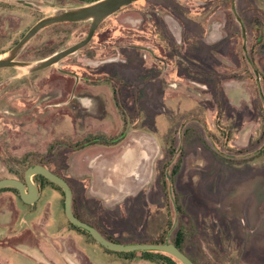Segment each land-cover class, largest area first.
<instances>
[{"label": "rangeland", "instance_id": "obj_1", "mask_svg": "<svg viewBox=\"0 0 264 264\" xmlns=\"http://www.w3.org/2000/svg\"><path fill=\"white\" fill-rule=\"evenodd\" d=\"M203 4L138 0L104 20L87 46L50 68L32 74L0 69V179H23L20 162L27 159L26 165L40 164L66 178L79 216L123 243L161 235L170 241L179 223L186 226L185 251L196 264H264V39L253 50V41L248 48L245 41L242 50V40L234 47L229 36L213 45L209 56L193 39V20L199 16L192 9ZM249 4L241 0L240 7L246 10ZM75 6L73 0H0V58L38 20ZM167 15L180 18L179 42L167 29ZM89 28L90 22L47 26L17 59L43 60L82 41ZM196 30L201 32L198 24ZM139 44L148 50L137 49ZM109 59L120 61L102 66ZM89 60L100 62V73L114 66L119 76L117 83L103 77L95 82L94 93L110 98L104 101L107 114L69 97L76 74H86L77 67L90 69ZM67 64L73 72L61 69ZM155 65L162 71L158 80L147 83L141 100L131 98L129 84L144 86L155 76ZM112 86L126 95L115 100L116 106ZM129 132L146 138L155 150L149 174L125 197L103 198L87 171L94 157L82 160L81 150L98 154L92 145L118 142ZM99 149L102 155L113 150L109 155L114 156L120 150ZM36 183L44 187L31 207L13 191L0 192V264H154L141 252L105 249L72 228L61 191L42 179ZM176 199L182 211L176 210ZM8 208L17 210L16 229L5 223ZM22 230L37 237L33 247L17 244L27 243Z\"/></svg>", "mask_w": 264, "mask_h": 264}, {"label": "flooded vegetation", "instance_id": "obj_2", "mask_svg": "<svg viewBox=\"0 0 264 264\" xmlns=\"http://www.w3.org/2000/svg\"><path fill=\"white\" fill-rule=\"evenodd\" d=\"M249 1H250L249 6L245 8L246 10H244V8L242 9L240 7L241 0H204V4L202 7L195 8V10L192 9L194 14L199 16L197 18L195 16L194 17L195 19L193 20V22L195 23L193 27L194 41L202 42L205 48L210 52L209 56H211L213 45H217L224 40L225 41L228 40L229 36L231 38V39L229 38L230 40L232 39L235 40L233 43L234 47H237V45H239L240 43L239 39H240L242 40V44L240 45L242 50L245 49V44H244L245 41L247 44V48L250 47L248 45L250 44L251 41H253L254 44L252 45H255V47L251 46L250 49L252 50L256 49L259 42H262L263 41L262 39H264V0H249ZM130 5L121 8L118 12H120L122 9L130 8ZM164 17H166L164 19L168 20V21L165 20L166 23L168 24L167 29H169L172 37L179 42L182 38V35L184 34V31H181L182 29H180L179 27L178 20H176V18H179V16L167 15ZM141 18L139 19V21L142 22L143 19ZM136 20L137 18H133V16L130 18V21H132L133 23ZM196 24L200 26L201 32L196 30ZM161 31H162L161 29H159L158 31V28H155L156 35H162ZM140 32L144 33V30L141 29ZM254 33L256 36L255 40L253 38ZM238 34H240V38L238 37ZM88 44L89 43H87L85 46H87ZM85 46L80 48L78 51L83 49ZM137 49L148 50L147 46L142 44H139ZM218 53L222 55L220 51ZM17 58L16 60H18ZM210 59L212 60L213 58L211 57ZM118 61L120 60L109 59L103 61L102 66L105 64H111V63L114 64L117 63ZM86 65L90 66L91 68L84 69L79 66L77 67L79 69L84 70L86 74H81L80 77L79 74H76L74 86L70 92L69 97L72 100L74 98H78L80 105L82 106L84 105L86 108L94 107V105L96 104L97 109L98 110L101 109L102 114H107L108 109L105 106L104 101L106 99L110 101V98L108 96H106L107 98L105 97L102 98L99 93H94V88H95L94 86H96L95 82L98 83L99 78L103 77V80L108 79L110 80L111 83H117L118 82L117 79L119 78V76L115 71L114 66H111V68L104 67L107 68L108 70L105 72L102 71V73H100L99 67L101 64L99 61L96 62L95 60L94 61L89 60L87 61ZM213 65L214 67L218 66L216 65L215 59L213 60ZM213 65L210 64V66L214 69ZM68 66L70 65L67 64L63 66V68L61 69L65 71V73L73 72L72 70L68 69ZM50 67L51 66L32 73H36L48 69ZM153 67L156 68V71L154 72L155 76H150L151 78H148V80L144 82L145 84L144 86L142 85V83L129 84L128 91L131 98L133 99L138 98L139 100H141L143 91L147 89V83H152L155 80H158L159 74L162 71L158 72L159 69L158 65H155ZM7 68H13V67H7ZM212 68L209 71H207L209 72V74L213 70ZM146 69L148 68H145V70ZM122 73H125V71H122ZM67 75L68 74H65L66 78ZM261 79H262L261 75H259L258 80L261 81ZM67 82L69 81L67 80ZM79 86H81L80 91L78 90ZM112 87H113V92L111 99L114 100L113 106L114 105L116 106L117 103L115 100L120 99V97L124 99L126 95L124 94L125 93L124 90L120 92H114V86ZM120 87L123 89L124 88L123 84H121ZM156 91L158 92V89ZM129 129L132 130V128ZM142 137L143 136H138L137 134H133V133L131 134L129 132L127 133V135L124 136L123 139H121L118 142L117 141L107 142L97 146L92 145L91 148L92 147L96 148L97 149L96 151H99L98 154L91 151V149L89 151V149L86 147H85L86 149L81 150L83 152L85 151L82 160L86 159V157H90V156L94 157V161L91 167H89L90 169H87V171L89 170V172L91 173V178H92L91 180H93L94 185L101 191V196L103 198H109V197L111 198L112 194H117L119 195V197H125L126 194L132 193L133 191L132 186L138 189L139 186L143 184L145 178H147V175L149 174L150 171L149 168L155 156V150L153 149L151 142L148 143V140ZM116 147L120 148V150L115 156L114 154L109 155V153L113 150H106L104 151L105 154L102 155L103 152L100 153V149H99V148L106 149V148H116ZM93 153H95L96 155ZM64 179L70 184L71 189L73 191V187L71 183L66 178ZM19 180H24V176L23 179H19ZM34 183L41 191L42 189L41 186L38 185V183H36L35 181ZM31 206H34V204ZM89 223L91 226L92 225L94 226L93 223L88 221V224Z\"/></svg>", "mask_w": 264, "mask_h": 264}, {"label": "water", "instance_id": "obj_3", "mask_svg": "<svg viewBox=\"0 0 264 264\" xmlns=\"http://www.w3.org/2000/svg\"><path fill=\"white\" fill-rule=\"evenodd\" d=\"M136 1L138 0H97L75 7L58 8L51 15L41 18L28 29L23 37L7 52V54L0 58V68H20L32 73L53 66L65 57L76 53L80 48L89 43L97 28L104 20L118 12L121 8ZM68 22H90V28L86 38L37 62L16 60L25 46L45 27ZM35 175H42L62 188L64 193V212L68 220L74 226L87 231L98 242V244L105 249L118 252L157 251L168 253L176 257L182 264H194L184 252L170 241L165 243L127 244L106 239L96 228L75 216L73 213V191L70 184L62 176L54 173L45 166L37 164L29 166L24 172V180H19L17 178H2L0 179V188H16L23 203L33 205L40 196V190L33 181Z\"/></svg>", "mask_w": 264, "mask_h": 264}, {"label": "trees", "instance_id": "obj_4", "mask_svg": "<svg viewBox=\"0 0 264 264\" xmlns=\"http://www.w3.org/2000/svg\"><path fill=\"white\" fill-rule=\"evenodd\" d=\"M76 2L77 5H84V4H88V3H91V2H94V1H97V0H73ZM27 159H23L21 162H20V165L21 166H25V169L23 170V173L25 172V170L33 165L32 163L30 164H27ZM180 160H179V164L177 166L174 167V171L172 173V177L178 172L179 170V165H180ZM35 165V164H34ZM37 165H40V164H37ZM43 166V165H42ZM47 168V167H46ZM49 169V168H48ZM51 170V169H49ZM18 171H16L17 173ZM15 173V174H16ZM55 173V172H54ZM57 174V173H56ZM24 176V174H23ZM37 178L38 179H42L45 183H48L49 185L59 189L63 195V204H64V193H63V190L62 188H60L57 184L51 182L50 180H48L46 177L42 176V175H36L33 177V180L36 182L37 181ZM44 187V185H42ZM41 186V188H43ZM5 190H9V191H13L15 192L17 195H19L20 197V194L18 192V190L14 187H4V188H0V192L2 191H5ZM176 210L179 212V211H182V208L180 206V204H178L177 202V199H176ZM73 213L75 214V216L82 220V221H85L88 223L87 220H85L84 218H82L81 216H79V214L73 210ZM18 219V216L13 214V221H16ZM68 219V218H67ZM68 223L69 225L76 229V230H81L82 232H84L85 234H87L94 242H96L98 244V242L85 230L81 229V228H78L76 226H74L69 220H68ZM90 224V223H89ZM93 226V225H92ZM94 228H96L106 239L108 240H111V241H117V242H122L118 239H115L111 236H108L105 234V232H103L100 228H98L96 225L93 226ZM186 226L183 225V224H179L177 225V228H176V232H175V235L173 237L170 238V242L173 243L175 246H177L182 252H184L193 262L194 264H196L195 260L185 251V248H186V245H187V242H186V236H187V233H186ZM167 242L166 239H165V236H160L159 239L157 240H153V241H145V242H138V241H135V242H129L127 244H138V243H144V244H147V243H165ZM126 243V242H125ZM100 245V244H99ZM101 246V245H100ZM102 247V246H101ZM125 254H129V255H132L134 254L135 252L134 251H128V252H123ZM142 255L144 256V259L147 260V261H151L153 262L154 264H182L181 261H179L176 257L168 254V253H161V252H157V251H143L141 252ZM166 254H168L169 256H167Z\"/></svg>", "mask_w": 264, "mask_h": 264}, {"label": "crops", "instance_id": "obj_5", "mask_svg": "<svg viewBox=\"0 0 264 264\" xmlns=\"http://www.w3.org/2000/svg\"><path fill=\"white\" fill-rule=\"evenodd\" d=\"M30 207H31V205H30ZM8 211H9V218H8V216L7 215H5V216H7V222H5V223H7L9 226H15L16 225V222L17 221H13V214H15V215H18L17 214V210L15 209V210H13V209H11V208H8ZM4 222V221H3ZM21 222H22V219H21ZM20 222V223H21ZM19 223V224H20ZM1 224H2V222H1ZM0 224V227L1 226H3V224L1 225ZM16 228H18V227H16L15 226V229ZM17 230H19V229H17ZM25 230V229H24ZM24 230H22L23 232H21L22 234H23V238L22 239H24V240H26V242L27 243H25V242H22V241H18V243L17 244H19V245H27V247H33L32 245H35V244H33L35 241H36V238L37 237H35L34 236V234L32 233V232H30V233H26V234H24ZM30 230V229H29ZM21 233H18V234H16V235H18V236H15V238L16 239H18V237H20V235H22ZM10 238V237H9ZM26 238V239H25ZM21 238H19V240H20ZM14 248V247H13ZM70 253V252H69Z\"/></svg>", "mask_w": 264, "mask_h": 264}]
</instances>
